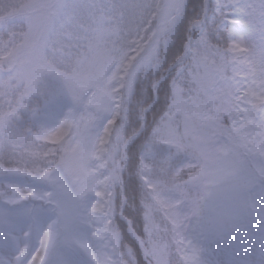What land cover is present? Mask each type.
Returning a JSON list of instances; mask_svg holds the SVG:
<instances>
[{
    "label": "rangeland",
    "instance_id": "obj_1",
    "mask_svg": "<svg viewBox=\"0 0 264 264\" xmlns=\"http://www.w3.org/2000/svg\"><path fill=\"white\" fill-rule=\"evenodd\" d=\"M90 1L78 31L69 9L72 0H0V9L6 10L0 24L8 19L27 25L16 40L5 41L0 35V190L5 193L0 201V264H120L109 240L108 212L94 158L105 139L107 119L113 115L115 86L124 62H130L128 101L142 69L152 67L150 45L157 34L131 61L135 41L127 42L121 35L140 29L150 0H125L117 11L116 3L123 0H110L106 12L99 9L101 0ZM172 2L166 0L164 5ZM164 5L156 21L158 31L163 27ZM93 10L97 11L90 15ZM97 12L118 14L121 22L100 18L88 24V15ZM196 36L190 35L189 41L195 43ZM213 52L199 67L193 62L181 79L172 74L169 78L168 96L152 139L156 147L165 145L184 156L187 170L178 178L170 173L169 182L165 181L181 188L177 199L171 200L163 186L159 193L144 190L147 223L175 240L183 264H264V184L235 157L234 146L219 124L221 118L236 123L242 113L264 117V67L240 112L224 98L230 90L227 70ZM182 67L178 64L173 73ZM95 85L98 88L91 90ZM19 86H28L27 93ZM36 93L88 101L80 130L55 152L50 150L53 157L43 150L33 154L37 148L20 143L16 131L27 96ZM260 128L264 134V122ZM114 136L110 159L122 182L129 162L127 140L123 143L120 133ZM201 167L205 182L190 185L188 175ZM27 195L31 198L26 201ZM121 197L122 212L124 187ZM232 223L240 233L230 230ZM18 257L20 263L15 261Z\"/></svg>",
    "mask_w": 264,
    "mask_h": 264
},
{
    "label": "trees",
    "instance_id": "obj_2",
    "mask_svg": "<svg viewBox=\"0 0 264 264\" xmlns=\"http://www.w3.org/2000/svg\"><path fill=\"white\" fill-rule=\"evenodd\" d=\"M112 1V0H111ZM206 0H186L187 7L164 36L159 37L161 57L165 60L164 68L157 70L152 66L148 71H141L140 78L135 83L131 98L126 100L125 84L126 74L129 72L130 62L126 60L123 65V72L118 78L115 86V98L113 103V115L107 119L104 129L105 139L98 147L97 155L94 158L99 192L104 199V208L108 212V232L110 242L119 258L120 264H183V259L175 240L163 237L159 232L150 228L147 223L146 210L143 202L145 189L153 193H159L161 186L171 200L181 195V188L169 182L168 175L174 173L178 178L187 170V161L184 156L177 154L165 145L162 149L156 147L152 134L162 115L164 102L167 98V85L163 90L157 91L155 95V83L163 77L170 78L169 68L176 63V58L185 51L190 35L195 37L197 30L190 28L197 20L205 17ZM90 0H72L69 9L74 12L71 15L74 27L80 30L79 23L86 17L85 12L91 5ZM110 0H101L99 9L106 12ZM123 3H116V11ZM233 0H208V15L205 23L211 35L214 49L223 61L227 70L230 90L224 95L230 106L236 110L243 111L250 91L256 90L255 80L264 67V22L259 16V5L261 0H238L239 5L247 6L250 15L237 11L232 7ZM166 0H150L145 8L144 19L140 23V29H133L131 33H122L121 37L127 42L139 41L142 47L132 46V61L140 54L148 39L153 33L159 32L156 21L159 19L162 6ZM228 6L223 9L225 23L217 28L216 23L219 17L216 15L217 4ZM96 7V4H94ZM1 10V9H0ZM12 13V9H8ZM6 10L0 11V17L5 15ZM97 10H93L92 15ZM79 12H81L79 14ZM88 15V24H93L98 19L113 18L121 22L118 14L113 17L97 12L96 15ZM92 17V20H91ZM234 21V23H229ZM27 25L23 20H4L0 24V35L3 40H16L20 34H24ZM122 31V30H121ZM120 31V32H121ZM65 33V30L60 33ZM126 42V43H127ZM1 44V40H0ZM233 45H239L238 48ZM174 68L173 70H175ZM4 73H11L3 70ZM90 88L91 90L97 89ZM19 90L27 93L28 86H19ZM247 96V97H245ZM27 101L22 106V113L17 122L16 131H19L20 143L30 145L37 149L32 150L33 154L48 152V157H53L50 150L57 149L71 133L80 130L84 104L88 105L87 99L81 103L67 96H55L51 94L42 95L39 93L27 96ZM220 131L234 146V154L250 174L259 182L264 184V134L260 128L264 117L259 113H249L246 116L242 113L236 123L226 122L225 118L220 119ZM144 127V128H143ZM143 128V129H142ZM140 135L132 140L126 151L129 156L127 170L124 172L123 181H120L119 173L112 165L110 155L112 142L115 133H120L123 143L134 136L138 131ZM114 136V138H113ZM171 166V167H170ZM171 168L169 171L168 169ZM168 173H165L164 170ZM121 187H124L126 205L122 214L131 222L136 235L140 236L150 251L152 258H147L140 246L128 232L127 223L121 219L120 213L123 207ZM5 193L0 190V201ZM31 198L27 195L24 200ZM229 226L231 224H228ZM230 226L235 234L237 228Z\"/></svg>",
    "mask_w": 264,
    "mask_h": 264
},
{
    "label": "snow or ice",
    "instance_id": "obj_3",
    "mask_svg": "<svg viewBox=\"0 0 264 264\" xmlns=\"http://www.w3.org/2000/svg\"><path fill=\"white\" fill-rule=\"evenodd\" d=\"M227 6V3H218L216 6V15L219 17V22L216 23L217 28L221 27L225 23V13L223 9ZM186 7V0H173L172 3L164 5V13L162 17L163 27L159 29L153 43L150 45L151 52L149 56V64L150 66H155L157 70L163 69L165 64V60L161 57L159 35L160 33L165 32V28L168 25H175L176 21ZM232 7L243 14L250 15L247 11V6H240L238 0H233ZM259 16L261 21L264 22V0H261L259 5ZM229 23H234V21H229ZM193 27L197 30L195 43L190 40L185 46V51L176 58L177 64H183L184 67H182L179 72L175 73H173L171 68L169 69V72L177 80L181 79L184 72L188 68L192 67L193 62H195L196 66L199 67L201 63L207 62L209 57L214 54L213 50L215 46L212 44L211 35L208 29L203 26L202 20L195 21ZM135 43L137 48L142 47L139 41H136ZM233 47L238 48L239 45H233ZM168 83H170L169 78L164 77L157 83L156 90L158 92L163 90Z\"/></svg>",
    "mask_w": 264,
    "mask_h": 264
},
{
    "label": "water",
    "instance_id": "obj_4",
    "mask_svg": "<svg viewBox=\"0 0 264 264\" xmlns=\"http://www.w3.org/2000/svg\"><path fill=\"white\" fill-rule=\"evenodd\" d=\"M205 19L203 20V23H204ZM194 28V27H193ZM139 133H137L136 135H138ZM136 136H134L133 138H135ZM132 139V138H131ZM129 142V140H128ZM128 142H127V145H128ZM126 145V146H127ZM205 181V171L203 168H199L197 169L196 171L192 172L189 176H188V182L189 184L193 185V186H198V185H201L203 182ZM122 219L126 221V223L128 224L129 226V232L130 234L136 238L137 240V243L140 245L143 253L146 255V256H150L148 250L146 249L143 241L141 240L140 237H136L135 233H134V230L132 228V225L130 223V221H128L125 217L122 216Z\"/></svg>",
    "mask_w": 264,
    "mask_h": 264
},
{
    "label": "bare ground",
    "instance_id": "obj_5",
    "mask_svg": "<svg viewBox=\"0 0 264 264\" xmlns=\"http://www.w3.org/2000/svg\"><path fill=\"white\" fill-rule=\"evenodd\" d=\"M21 256H23V255H21ZM20 260H21V257H18V258H15V261L17 262V263H20ZM106 260H104V262H105Z\"/></svg>",
    "mask_w": 264,
    "mask_h": 264
}]
</instances>
